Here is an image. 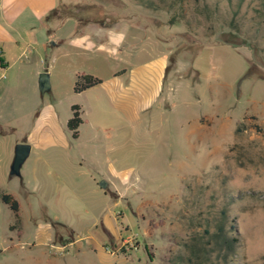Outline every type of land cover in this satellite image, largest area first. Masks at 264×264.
<instances>
[{"label":"rangeland","instance_id":"obj_1","mask_svg":"<svg viewBox=\"0 0 264 264\" xmlns=\"http://www.w3.org/2000/svg\"><path fill=\"white\" fill-rule=\"evenodd\" d=\"M72 1L64 18L114 25L124 43L105 59L61 44L73 26L56 25L49 54L27 49L9 72L0 65V264H190L193 243L203 264H226L207 234L223 211L236 240L229 264H264V0H200L210 14L195 0ZM123 70L129 101L99 86L74 92L77 73L113 85ZM47 105L56 117L38 146L60 148L36 150L10 175ZM74 105L78 138L67 128Z\"/></svg>","mask_w":264,"mask_h":264},{"label":"crops","instance_id":"obj_2","mask_svg":"<svg viewBox=\"0 0 264 264\" xmlns=\"http://www.w3.org/2000/svg\"><path fill=\"white\" fill-rule=\"evenodd\" d=\"M72 2V0H0V45H3V58L8 61L5 62L2 67H6L9 72L12 69V65H18L21 62V58L27 49L30 50L32 54L43 58L44 54L50 53V47L52 46L49 44V39L52 37L51 27L56 25L57 27L64 26L68 23L73 26V31L61 39V44L63 43L69 45L85 53H94L97 51L101 53L105 59L110 58L111 56L114 57L118 50H121L120 48H122L124 43L122 37L119 38L116 36V32L113 28L115 27L114 25L96 22L84 23L80 19L73 17L61 18L59 21L55 22H52V20H46V18L59 5H68ZM21 38L25 42V45H21L20 50L16 46L20 44ZM17 49L18 51H16ZM13 51H15V53H13ZM42 63L45 64V60L42 59ZM168 63L169 62L166 60L165 62L163 61L160 63L162 72L158 74L157 97L159 91L160 96L162 93ZM41 71L42 70L38 69L37 73H41ZM47 72H50V70ZM78 74L80 73H77L76 75ZM124 74H126V72ZM122 75L123 73L121 71L114 74L112 81L113 85H110L108 81L102 79L103 83L99 85V88L102 87L109 95V98L113 100L114 98H119L120 101H129V93L127 91V86L124 83L125 80L122 79ZM93 88L77 94L82 96L87 94L86 92H89ZM139 101H141V103H139V105L141 104V110H139H146L148 104H143L141 99ZM48 107L50 109L46 112ZM45 108L46 109L43 112L38 114V118L34 121V126L32 130L29 131L27 138L23 139L21 142L22 144H29L31 146L29 157L36 150L37 152H45L51 148H60L54 145L45 147L40 145L38 146V139L39 141H42L48 138L50 133L49 130H47L48 124L50 125L52 121L51 119L56 117L55 110L51 107V105H47ZM10 195L16 199L14 194ZM48 228L44 226L42 229L44 233H46L45 230Z\"/></svg>","mask_w":264,"mask_h":264},{"label":"trees","instance_id":"obj_3","mask_svg":"<svg viewBox=\"0 0 264 264\" xmlns=\"http://www.w3.org/2000/svg\"><path fill=\"white\" fill-rule=\"evenodd\" d=\"M229 2H232V0H229ZM152 4V3H151ZM195 4L200 11H204L210 14V7L205 4L202 6L200 5V0H195ZM175 5V3H173ZM77 7V6H76ZM65 5L61 4L59 5L47 18L46 20L49 21L51 19L57 18L61 19L64 18ZM78 8V7H77ZM74 17V16H69ZM179 22V19H177L175 16L171 17L168 24H175ZM0 65H4V61L0 57ZM168 70V68H167ZM122 73L125 72V70L121 71ZM103 83V80L99 77L93 76L91 74L86 73H80L77 75V80L74 85V92L75 93H81L84 92L90 88L99 86ZM81 107L78 105L72 106V118L67 123V128L71 132V135L73 138H78L79 136V127L84 122L81 117ZM1 198L4 203L8 204L10 208L13 210L14 215L16 217V221L19 222L20 219V204L19 202L10 194H2ZM229 216L226 211L221 212L220 217L217 220L216 225L213 229H217L216 232L210 233L207 231V234H210L211 237V244H213V252H217L221 254V258L224 263L229 264L231 256L235 252V242L233 238L229 236V233L226 231V229H229ZM16 228V225L12 226L11 229ZM233 229V227H231ZM194 245V246H193ZM189 252H190V264H203V262H208L210 259L207 257L202 258L200 255V251L198 250V246L196 244H192L189 246Z\"/></svg>","mask_w":264,"mask_h":264},{"label":"water","instance_id":"obj_4","mask_svg":"<svg viewBox=\"0 0 264 264\" xmlns=\"http://www.w3.org/2000/svg\"><path fill=\"white\" fill-rule=\"evenodd\" d=\"M39 87L41 92H46L51 88L50 84V76L48 73H43L39 79ZM31 152V146L29 144H18L15 148V156L11 166L10 174L12 176H20L21 168L27 158L29 157ZM100 186L105 189L107 187V183L104 181L100 184Z\"/></svg>","mask_w":264,"mask_h":264}]
</instances>
